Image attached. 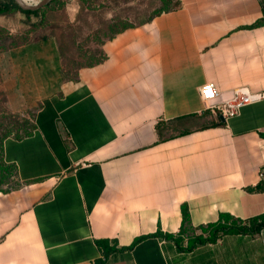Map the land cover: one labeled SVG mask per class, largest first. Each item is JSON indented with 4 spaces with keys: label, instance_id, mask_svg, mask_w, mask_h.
Returning a JSON list of instances; mask_svg holds the SVG:
<instances>
[{
    "label": "crops",
    "instance_id": "crops-1",
    "mask_svg": "<svg viewBox=\"0 0 264 264\" xmlns=\"http://www.w3.org/2000/svg\"><path fill=\"white\" fill-rule=\"evenodd\" d=\"M179 1L107 40L77 80L63 78L52 38L3 53L6 107L39 108L31 137L3 142L22 186L0 192V264H94L97 240L176 237L183 207L196 234L220 215H264V98L224 122L208 110L240 87L264 94V24L251 27L261 0ZM159 122L189 134L161 142ZM186 249L185 238H147L106 264H264V224Z\"/></svg>",
    "mask_w": 264,
    "mask_h": 264
},
{
    "label": "rangeland",
    "instance_id": "rangeland-1",
    "mask_svg": "<svg viewBox=\"0 0 264 264\" xmlns=\"http://www.w3.org/2000/svg\"><path fill=\"white\" fill-rule=\"evenodd\" d=\"M177 1L53 0L40 8L36 16L12 10L0 17V118L10 114L29 120L34 111L32 108L15 112L6 107L1 70L5 50L39 38H52L59 49L64 76L72 79L82 67L103 57V46L115 30L171 9ZM11 182L9 187L0 186V189H9L18 183L15 179Z\"/></svg>",
    "mask_w": 264,
    "mask_h": 264
},
{
    "label": "trees",
    "instance_id": "trees-1",
    "mask_svg": "<svg viewBox=\"0 0 264 264\" xmlns=\"http://www.w3.org/2000/svg\"><path fill=\"white\" fill-rule=\"evenodd\" d=\"M262 4V11H263V17L256 21L251 27L255 28L258 26H261L264 24V6H263V0H261ZM180 7V1L178 0L177 3L168 10H165L163 12H159L158 14L153 15L151 18L137 23L133 26H123L122 28L115 30L111 37L108 39H112L115 35L121 33L122 31L133 28L136 26H140L142 24L150 22L153 18L168 12H173L177 10ZM12 10H15L19 12L20 14H23L25 16H36L39 13V9L36 11H23L20 10L14 3L13 0H0V17L5 16L9 14ZM42 39V38H39ZM37 40V39H36ZM34 41V40H33ZM29 42L22 43L14 48H9L5 50L4 52L10 51L12 49L18 48L22 45H25ZM59 50V49H58ZM60 54V53H59ZM105 56L103 55L102 58L92 62L91 64L82 67L88 68L95 66L99 64ZM63 78L67 80H77L78 78V72L75 75L74 78L69 79L64 76L63 72ZM39 107L34 108L33 114H31L29 120L20 119V116L18 119L14 115L7 114V118H0V186H6L9 187V185L12 184V180H17L18 183L14 184V187L1 190L2 193H8L10 191L17 190L21 188V184L18 181V175H17V168L15 165L6 164L3 159V142L7 138H13L17 141L29 138L33 135L34 131L36 130V125L34 121L35 112L38 110ZM1 113V112H0ZM18 120V121H17ZM220 120V119H219ZM218 120L217 123H213L210 125V127H215L218 125H222V123ZM156 131L159 135V141H166L170 140L172 138H175L176 136H182L185 134H189V131L180 132L178 134H175V128L173 123H165V122H159L156 125ZM64 142L68 145L69 142L67 140L66 135H63ZM264 189V178L263 181H261L256 187L257 191H261ZM231 221V222H230ZM264 224V215L260 217H255L253 219L247 220V221H241L239 219H235L229 215H220L219 219L216 223L210 224L206 227H200L199 229L202 231V233H207V236L203 235L202 233L196 234L191 233L190 228V219L189 214L186 209V207L182 208V222H181V229L180 232L176 237H172L170 235H166L161 233L160 231L156 232L153 235H146L141 236L136 239L128 246L124 248H117V244L114 241L109 240H97L95 242L97 248L101 252V257L97 259L94 264H106L109 257L117 252H124V251H131L139 242L147 239V238H159V239H166V240H173L175 245L177 247H180L182 244L184 238L187 239V249L190 250L194 248L195 246L204 245V244H215L218 242L221 238L227 235H255L258 234L259 230ZM207 229V230H206Z\"/></svg>",
    "mask_w": 264,
    "mask_h": 264
},
{
    "label": "built area",
    "instance_id": "built-area-1",
    "mask_svg": "<svg viewBox=\"0 0 264 264\" xmlns=\"http://www.w3.org/2000/svg\"><path fill=\"white\" fill-rule=\"evenodd\" d=\"M199 95L203 102L212 103L215 101L219 92L213 83H205L199 89ZM264 98V94L252 93L245 87L237 88L233 91L232 98L218 104H210L208 110L216 115H221L223 119H228L238 115L239 111Z\"/></svg>",
    "mask_w": 264,
    "mask_h": 264
},
{
    "label": "water",
    "instance_id": "water-1",
    "mask_svg": "<svg viewBox=\"0 0 264 264\" xmlns=\"http://www.w3.org/2000/svg\"><path fill=\"white\" fill-rule=\"evenodd\" d=\"M15 5L23 11H36L44 6H46L47 4H49L50 2H52L53 0H38L35 3L32 4L31 7L27 8L25 7L27 4H24L23 1L21 0H13ZM221 122H224V119L222 117H220Z\"/></svg>",
    "mask_w": 264,
    "mask_h": 264
},
{
    "label": "bare ground",
    "instance_id": "bare-ground-1",
    "mask_svg": "<svg viewBox=\"0 0 264 264\" xmlns=\"http://www.w3.org/2000/svg\"><path fill=\"white\" fill-rule=\"evenodd\" d=\"M24 4H27L25 7L29 8L32 6L33 3H35L38 0H21Z\"/></svg>",
    "mask_w": 264,
    "mask_h": 264
}]
</instances>
